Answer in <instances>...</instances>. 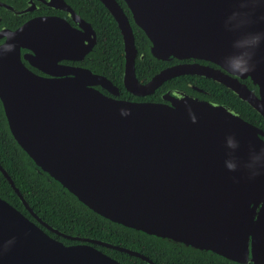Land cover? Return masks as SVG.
<instances>
[{"label": "water", "instance_id": "95a60500", "mask_svg": "<svg viewBox=\"0 0 264 264\" xmlns=\"http://www.w3.org/2000/svg\"><path fill=\"white\" fill-rule=\"evenodd\" d=\"M99 1L122 37L126 91L146 96L168 79L197 75L223 85L264 118V0H123L153 58L216 66L177 64L145 84L135 75L137 49L123 9L117 0ZM83 36L57 18L6 33L0 102L18 146L39 171L112 223L238 264H264V132L230 107L182 90L166 93L168 103L111 97L118 88L103 75L57 64L91 51L90 26L86 43ZM21 48L37 53L25 56L35 67L52 53L42 61L54 77L28 70ZM0 172L34 219L0 197V264H122L94 245L155 264L132 249L52 228L1 166ZM47 232L80 243L64 245Z\"/></svg>", "mask_w": 264, "mask_h": 264}, {"label": "trees", "instance_id": "16d2710c", "mask_svg": "<svg viewBox=\"0 0 264 264\" xmlns=\"http://www.w3.org/2000/svg\"><path fill=\"white\" fill-rule=\"evenodd\" d=\"M99 9L98 18L93 19L98 42L83 63L94 73L103 75L120 89L124 99H136L124 89L122 76L124 70L123 44L120 31L113 17L99 0H92ZM125 13H129L123 0H117ZM92 6H94L92 4ZM93 8V7H92ZM132 31L138 56L135 60V74L139 82L145 83L168 65L167 62L153 58L149 52L150 42L145 34L132 21ZM195 79V78H194ZM162 87V92L167 84ZM174 90H182L186 83L197 85L208 94L204 98L193 97L230 107L243 119L264 131V118L233 92L223 85L204 77L182 76L174 80ZM158 94L151 97L153 102L159 101ZM0 166L23 196L28 206L46 224L69 236L91 238L98 241L122 246L141 253L155 264H238L226 260L210 252H200L183 245L146 235L139 231L112 223L95 214L81 204L72 194L62 188L56 181L39 171L25 152L13 139L0 103ZM0 197L15 207L30 220H34L20 203L18 196L0 172ZM49 236L64 245L80 243L71 241L47 232ZM107 256L122 264H147L143 260L129 256L124 252L94 245Z\"/></svg>", "mask_w": 264, "mask_h": 264}, {"label": "flooded vegetation", "instance_id": "af4514ba", "mask_svg": "<svg viewBox=\"0 0 264 264\" xmlns=\"http://www.w3.org/2000/svg\"><path fill=\"white\" fill-rule=\"evenodd\" d=\"M92 4L94 6H92ZM99 13H100L99 9H97L96 4L92 0H0V46H2L6 40V33L15 31L30 21L37 20V19H44V18H57L59 20L65 21L76 33L78 32V34H83L84 36H83L82 43H86L87 39H86L85 34L87 31V27L90 26L93 31L94 37H95V40L93 42V46L91 49L92 51L98 42L97 32L94 28L95 24L93 22V19L98 18ZM125 15L132 28L131 21L134 25L135 23L132 19L131 13L130 12L125 13ZM90 52L84 55V57L80 60L61 59L57 62V64L61 66H74V67H81V68H89V67H86L80 64L83 63V61L86 58H88ZM38 54L40 55V53ZM19 55H20V59L22 63L24 64V66L28 70L33 72L34 74L40 77H43V78H53L54 77V75H52L55 72L53 67L48 66L42 61V58H46V61L52 60L53 59L52 53L46 52L44 53V55L40 57V61L38 62V65L40 68L32 66L28 62V60L25 59L26 55L28 56L31 55L32 57L36 58L37 53L35 51L31 49L29 50V49L21 48ZM143 56H144L143 53H140L139 56L137 54V57H139L140 59H143ZM163 62L168 63V65L165 66L163 69L170 67V66L177 65V64H183V63H199L202 65H210L212 67H216L203 60H194V59H185V60L171 59V60L163 61ZM182 76H193V82L196 81V78L201 77L197 75H180V76L173 77L171 79L164 81L161 85H159L153 91V93L148 94L146 96H135L127 91V93L132 95L134 98L140 99L137 101L135 99L122 98L120 96V89L116 85L115 86L118 88V95L116 96H111L107 91H105L104 89H100L99 87H97V89H99L105 95L111 96L115 99L135 101V102H153L150 100V98L153 96L156 97L158 94L159 101L157 102L168 103L167 101L163 99V96L168 92L169 93L172 92V87L175 86L174 80ZM169 81H173V82H170L169 85L167 84V87L162 92V89H163L162 86L166 83H169ZM241 82L246 84L247 87L251 91H253L256 95L258 94L257 87L252 86L248 79H243L241 80ZM145 83H142V84H145ZM181 87L185 89L186 91H188L189 93H191L192 95L198 96L200 98H204L208 94L207 91L198 87L194 83L193 85L186 83L184 87L183 85ZM1 108H2V105H1Z\"/></svg>", "mask_w": 264, "mask_h": 264}, {"label": "clouds", "instance_id": "9594fccd", "mask_svg": "<svg viewBox=\"0 0 264 264\" xmlns=\"http://www.w3.org/2000/svg\"><path fill=\"white\" fill-rule=\"evenodd\" d=\"M238 67V71H240V72H246V71H248V68L247 67H239V66H237Z\"/></svg>", "mask_w": 264, "mask_h": 264}]
</instances>
